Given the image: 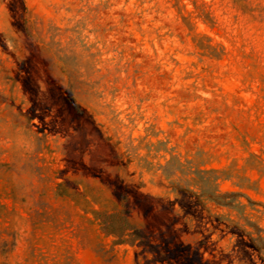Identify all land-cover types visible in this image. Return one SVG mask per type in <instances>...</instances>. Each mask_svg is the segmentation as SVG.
<instances>
[{"label":"rangeland","instance_id":"374dc122","mask_svg":"<svg viewBox=\"0 0 264 264\" xmlns=\"http://www.w3.org/2000/svg\"><path fill=\"white\" fill-rule=\"evenodd\" d=\"M0 264H264V0H0Z\"/></svg>","mask_w":264,"mask_h":264},{"label":"trees","instance_id":"16d2710c","mask_svg":"<svg viewBox=\"0 0 264 264\" xmlns=\"http://www.w3.org/2000/svg\"><path fill=\"white\" fill-rule=\"evenodd\" d=\"M239 195L242 194L238 192H220V193L215 192L210 194L209 197L212 201H214L218 205L241 207L242 206L241 202L237 201V197ZM112 232L115 233V231Z\"/></svg>","mask_w":264,"mask_h":264}]
</instances>
